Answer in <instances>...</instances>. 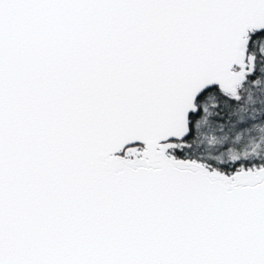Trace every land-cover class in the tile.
Wrapping results in <instances>:
<instances>
[{"label": "snow or ice", "instance_id": "snow-or-ice-1", "mask_svg": "<svg viewBox=\"0 0 264 264\" xmlns=\"http://www.w3.org/2000/svg\"><path fill=\"white\" fill-rule=\"evenodd\" d=\"M0 264H264V0H0Z\"/></svg>", "mask_w": 264, "mask_h": 264}]
</instances>
